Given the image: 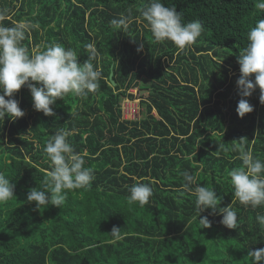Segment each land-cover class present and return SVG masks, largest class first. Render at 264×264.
<instances>
[{
    "label": "trees",
    "instance_id": "16d2710c",
    "mask_svg": "<svg viewBox=\"0 0 264 264\" xmlns=\"http://www.w3.org/2000/svg\"><path fill=\"white\" fill-rule=\"evenodd\" d=\"M15 1L0 0L9 13L3 23L27 19L39 26L22 42L29 54L58 43L83 64L92 45L102 78L87 97L57 99L55 116L34 110L26 86L14 94L25 115L0 122V172L15 185V196L0 203V264H251L248 251L264 248V225L256 221L264 206L233 204L239 227L229 229L219 212L198 215L182 173L213 187L225 207L232 202L228 171L241 164L225 147L244 138L254 157L264 160L258 87L245 98L253 111L243 118L236 112L237 56L248 30L264 19L254 0H162L181 11L185 23L203 26L184 51L154 41L136 20L149 0ZM129 9V28L115 29L111 21ZM135 88L145 92L138 96L144 110L125 119L121 100L134 99ZM61 129L71 132L76 152L86 153L95 178L90 187L68 192L61 208L36 210L26 196L46 179L51 164L43 146ZM136 182L153 190L143 207L127 202ZM205 216L211 227L200 228ZM114 226L122 238L113 243Z\"/></svg>",
    "mask_w": 264,
    "mask_h": 264
},
{
    "label": "clouds",
    "instance_id": "9594fccd",
    "mask_svg": "<svg viewBox=\"0 0 264 264\" xmlns=\"http://www.w3.org/2000/svg\"><path fill=\"white\" fill-rule=\"evenodd\" d=\"M254 2L255 7L264 12V0ZM139 11L140 16L136 20L143 23L154 41H170L179 51L193 45L203 32L199 21L185 23L182 12H178L176 7L166 6L162 0H149ZM8 17V9H0V122L6 116L15 121L25 115L19 107V101L14 98V94L22 86L30 90L34 110L45 116L56 115L52 105L57 99H63L69 94L83 98L98 89L102 72L93 63L97 52L92 45L87 46L89 58L83 64L74 50L58 43L29 54L22 42L39 26L30 20L21 19L8 27L3 23ZM132 22L129 9L128 15L113 19L111 24L123 32ZM237 62L241 75L236 84L241 99L236 112L243 118L245 114L253 111V106L245 98L250 97L257 87L260 89L259 101L264 104V19L256 21L248 30L247 45L237 56ZM70 135L69 130L61 129L43 146L51 168L46 173V179L28 191L25 201L28 204L34 202L36 210L46 209L49 205L61 208L68 192L90 187L95 178L94 169L86 166V153L75 151L68 140ZM235 141L230 148L224 149L226 152L237 153L236 158L241 161L240 166L228 171L232 188L230 205L220 207L222 197L217 196L213 187L196 184L195 176L188 172L182 173L183 189L195 196L198 215L209 209L212 214L219 212L222 214L220 223L229 229L239 227L233 204L239 202L240 205L253 209L264 206V160L254 157L244 138ZM11 181L0 172V203L15 196V185ZM128 192V204L138 203L141 207L147 205L153 195L150 184L144 182L134 183ZM198 220L200 228L211 227V221L206 216ZM256 221L259 225H264V214H257ZM119 230L116 226L111 229L110 242H118L122 238ZM248 256L251 264L264 262V248L250 249Z\"/></svg>",
    "mask_w": 264,
    "mask_h": 264
},
{
    "label": "rangeland",
    "instance_id": "374dc122",
    "mask_svg": "<svg viewBox=\"0 0 264 264\" xmlns=\"http://www.w3.org/2000/svg\"><path fill=\"white\" fill-rule=\"evenodd\" d=\"M18 2H19V0L15 1L16 4H18ZM141 90L142 91L137 90V89H132V90H130V92H133L134 99L128 98V99L121 100L122 105H123L122 108L124 110L123 116L125 118H130L131 116H134L135 114L136 115L134 118L141 117V112L144 110V106L142 104H140L141 101H140V98L138 96L145 93L143 89H141Z\"/></svg>",
    "mask_w": 264,
    "mask_h": 264
},
{
    "label": "built area",
    "instance_id": "2783aa9c",
    "mask_svg": "<svg viewBox=\"0 0 264 264\" xmlns=\"http://www.w3.org/2000/svg\"><path fill=\"white\" fill-rule=\"evenodd\" d=\"M136 89V88H135ZM133 93V92H132ZM125 99H128V98H125ZM122 100H124V99H122ZM123 107V105H122V101H121V108ZM123 113H124V110H123V108H122V115H123ZM137 113V112H136ZM136 115V114H135ZM135 115L134 116H131L130 118H125L124 116H123V118H125V119H134V117H135ZM133 117V118H132Z\"/></svg>",
    "mask_w": 264,
    "mask_h": 264
},
{
    "label": "water",
    "instance_id": "95a60500",
    "mask_svg": "<svg viewBox=\"0 0 264 264\" xmlns=\"http://www.w3.org/2000/svg\"><path fill=\"white\" fill-rule=\"evenodd\" d=\"M111 77H112V71L110 72V74H109V78L111 79ZM112 85H114V82L112 81ZM142 91V90H141Z\"/></svg>",
    "mask_w": 264,
    "mask_h": 264
}]
</instances>
